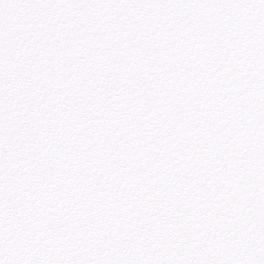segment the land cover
Returning <instances> with one entry per match:
<instances>
[{
    "label": "snow or ice",
    "instance_id": "snow-or-ice-1",
    "mask_svg": "<svg viewBox=\"0 0 264 264\" xmlns=\"http://www.w3.org/2000/svg\"><path fill=\"white\" fill-rule=\"evenodd\" d=\"M0 264H264V0H0Z\"/></svg>",
    "mask_w": 264,
    "mask_h": 264
}]
</instances>
